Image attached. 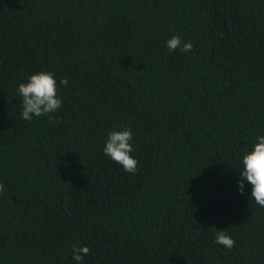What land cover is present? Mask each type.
Instances as JSON below:
<instances>
[{"label": "trees", "instance_id": "obj_1", "mask_svg": "<svg viewBox=\"0 0 264 264\" xmlns=\"http://www.w3.org/2000/svg\"><path fill=\"white\" fill-rule=\"evenodd\" d=\"M41 71L62 105L26 121ZM125 128L135 173L103 152ZM262 135L264 0H0V264H264Z\"/></svg>", "mask_w": 264, "mask_h": 264}, {"label": "clouds", "instance_id": "obj_2", "mask_svg": "<svg viewBox=\"0 0 264 264\" xmlns=\"http://www.w3.org/2000/svg\"><path fill=\"white\" fill-rule=\"evenodd\" d=\"M166 46L169 51L179 49L183 53L193 50L191 42H185L181 37L173 35ZM59 83L67 86L68 81L62 78ZM18 94L22 97L21 116L26 121H31L33 117L46 116L58 111L62 105V100L57 95V81L55 75L50 71H41L32 74L27 82L20 83ZM133 140L132 130H115L108 133V138L103 147L104 154L112 161L120 165L127 173L137 171L138 161L131 155L134 151L131 141ZM251 186V199L258 205L264 207V135L257 137L251 151L242 158V169L239 170V192L244 193V182ZM4 192L3 184H0V194ZM216 244L222 245L225 249H231L235 245V240L223 229H219L215 235ZM90 249L86 246H73L72 258L77 264H81L84 256Z\"/></svg>", "mask_w": 264, "mask_h": 264}]
</instances>
